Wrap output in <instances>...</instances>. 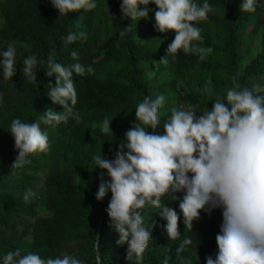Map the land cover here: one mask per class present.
Instances as JSON below:
<instances>
[{"label":"trees","instance_id":"16d2710c","mask_svg":"<svg viewBox=\"0 0 264 264\" xmlns=\"http://www.w3.org/2000/svg\"><path fill=\"white\" fill-rule=\"evenodd\" d=\"M238 1L242 2L208 0L214 11L207 21L199 24L203 41L195 43L199 47H211L212 53L204 61L182 52L175 57L168 56L164 67L172 76L159 81L162 69L151 76L146 64H162L160 61L166 55L175 31L160 33L154 29V13L158 10L154 4L148 5L152 9L148 18L134 22L129 32L124 27L131 20L121 19V0H98L96 9L83 14L82 10L70 12L66 18L60 17L49 0H0V49H6L11 42L31 45L28 51L17 53L18 64L12 81H4L3 77L0 81V95L3 96V104H0V257L16 249L24 254L23 242L29 241L30 252L43 258L74 255L82 264H95L98 252L102 264H135L134 256L127 259V244L116 243L118 233L110 226L106 208L111 193L100 201L95 198L99 177L106 170L95 168L92 157L100 154L101 149L102 158H115L125 132L135 122V108L146 95L155 99L162 94L167 100L176 102H179V96L188 103V107L197 104L203 111L206 107L211 110L215 99V95L209 97L201 91L209 79L215 93L221 96H226L227 89L234 84L260 94L255 87V79L264 74V32L262 49L243 68L240 48L248 36L246 23L253 13H242L241 2ZM199 3L202 4L203 0ZM103 6L115 18L116 33L113 40L103 43L102 49H106L104 61L115 62L117 69L107 74L96 73L92 69L95 55L90 63L84 64L92 71L85 76L74 74L78 94L74 111L80 113L83 122L76 123L70 118L67 124L49 128V152L31 156L30 163L22 169H12L11 165L18 155L14 138L8 132L12 119L20 118L31 123L38 121L48 108L57 113L63 111L61 105L53 104L47 96L48 85L55 86L56 83L55 75H46L47 57L54 49L55 60L68 66L77 62L71 56L75 50L82 63V55L90 45L93 19ZM81 31L87 34L86 40H77L67 48L63 47L62 40L69 32ZM256 32L252 35L259 34ZM31 54H36L41 61L34 83L24 78L21 70L22 61ZM183 82L192 91H183ZM20 85L27 89V94L20 103H15L13 92ZM178 87L180 89L173 97L170 89ZM161 111L163 122L170 113ZM106 117L112 119L110 128L113 138L100 132L99 125ZM148 131L152 132V129ZM157 131L163 134V127ZM51 151L61 155L55 170L47 169ZM104 179L108 177L105 175ZM29 188L37 192V198L26 203L23 194ZM178 195L182 198L183 194ZM43 203L53 206L52 215H40ZM166 203L180 212L179 201ZM157 211L151 208L144 210L146 225L150 228L153 224V241L142 264H163L165 258L169 259V264H179L178 255L188 260L189 264H206L209 255L215 258V236L222 223L221 209L213 210L210 215L201 210L200 219L194 221L191 232L184 229L181 215L178 226L182 236L176 241L167 238L162 227L166 221L160 218ZM185 238L191 239L192 243L178 253L179 244Z\"/></svg>","mask_w":264,"mask_h":264},{"label":"clouds","instance_id":"9594fccd","mask_svg":"<svg viewBox=\"0 0 264 264\" xmlns=\"http://www.w3.org/2000/svg\"><path fill=\"white\" fill-rule=\"evenodd\" d=\"M60 17L70 12H89L97 8L98 0H49ZM154 4V29L160 33L175 31V37L161 59L167 64L168 56L182 52L197 56L204 61L212 53L211 47H199L202 42L201 22L209 19L214 11L208 0H121V19H130L124 27L132 31L134 22L148 18ZM260 0H242V13H256ZM135 23V27H136ZM124 35V33H120ZM87 34L69 32L62 40L64 48L77 40H86ZM53 49L47 57L46 75H55V86L48 85L47 96L63 111L57 113L48 108L38 121L24 122L20 118L11 121L8 132L14 138L18 151L12 169H22L30 163V157L47 154L50 150L49 128L67 124L69 119L82 123L78 111L75 76H85L92 69L79 62L75 50L71 56L77 62L68 66L55 60ZM41 63L36 54L22 61V73L30 83L37 81V66ZM17 49L9 44L0 50V76L11 80L16 75ZM201 91L209 97L215 95L212 109L197 111L191 105L187 109L172 107L167 119L160 117L166 97L155 99L145 96L135 108V122L125 132L120 150L109 160L100 154L92 157L96 167L106 170L101 173L97 201L109 192L111 198L106 208L110 226L118 233L119 245L127 244V259L135 257V264H142L146 250L152 242L153 224L149 228L144 218L148 207L158 209L156 213L166 221L164 232L170 241L182 236L178 221L184 229H193L201 210L211 214L222 210L220 231L215 236L217 252L215 258L206 257V264H264V95L234 84L227 89L226 96L215 93L209 79ZM3 97L0 96V100ZM112 119L105 118L99 125L100 132L113 138L110 128ZM163 127V134L158 129ZM152 129L149 132L148 129ZM108 179H104V176ZM182 193V198L180 194ZM37 198L31 188L23 194L24 201ZM166 201H179L178 213ZM185 238L179 244L178 253L191 245ZM179 264L189 261L178 255ZM0 264H82L74 255L43 258L38 253L20 249L0 257ZM95 264H102L100 254ZM163 264H169L165 258Z\"/></svg>","mask_w":264,"mask_h":264},{"label":"rangeland","instance_id":"374dc122","mask_svg":"<svg viewBox=\"0 0 264 264\" xmlns=\"http://www.w3.org/2000/svg\"><path fill=\"white\" fill-rule=\"evenodd\" d=\"M8 1V0H7ZM239 3L241 1H238ZM242 3V2H241ZM114 19L110 12L108 11V8L106 6H103L99 9V11L96 13L95 18L93 19V29L90 36V45L86 48L84 54L82 55V63L88 64L90 61L93 60V56L95 55L94 61L95 63L92 65V69L99 74H107L110 72H114L117 67L115 65V62L108 61L105 62L104 58L106 56V49H102L103 43L113 40L116 37V33L114 30ZM246 32L248 34L245 44L242 48H240V57L243 60V68L254 58H256L258 51L262 49V33L264 32V0L260 1V4L257 8V12L253 13L252 18L249 22L246 23ZM255 31L256 33H259L257 35H252ZM9 44H14L17 53H23L28 51L31 48L30 43H22V42H11ZM5 49V47H2L0 50ZM92 64V62H91ZM163 66V67H162ZM166 64H146V67L149 68V73H151V76L155 75V71L162 69L163 73L158 75L159 81H163L168 78V76H172L171 74H168V71H165ZM2 79V76H0V81ZM183 91H192L191 87L188 85H184ZM255 87L259 90L260 94L264 95V74H262L260 77L255 79ZM180 87L178 88H171L170 92L173 97L175 94L179 91ZM13 101L15 103H20L24 97L27 94V89L23 86H19L16 91L13 92ZM2 96V95H0ZM184 96V95H181ZM3 97V96H2ZM177 98V97H176ZM179 98V102L176 100H167L166 98V104L163 108V112L169 114L172 107L177 108H188V103L184 102L183 98ZM0 104H3V99L0 100ZM195 110L198 112L197 115H201L200 113L201 108L194 104ZM60 157L61 155L57 152L51 151L50 152V158L47 163V169L49 170H55L59 164H60ZM151 208V207H148ZM154 210L153 208H151ZM53 206L50 204H41L40 205V215H52L53 214ZM31 244L29 241L23 242V248L24 253L30 252Z\"/></svg>","mask_w":264,"mask_h":264}]
</instances>
